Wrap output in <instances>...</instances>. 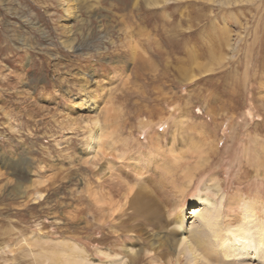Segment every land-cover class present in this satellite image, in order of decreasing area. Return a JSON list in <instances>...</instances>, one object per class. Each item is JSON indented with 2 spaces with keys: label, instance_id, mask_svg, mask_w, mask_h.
Returning a JSON list of instances; mask_svg holds the SVG:
<instances>
[{
  "label": "rangeland",
  "instance_id": "1",
  "mask_svg": "<svg viewBox=\"0 0 264 264\" xmlns=\"http://www.w3.org/2000/svg\"><path fill=\"white\" fill-rule=\"evenodd\" d=\"M244 214L264 227V0H0V264H264Z\"/></svg>",
  "mask_w": 264,
  "mask_h": 264
},
{
  "label": "bare ground",
  "instance_id": "2",
  "mask_svg": "<svg viewBox=\"0 0 264 264\" xmlns=\"http://www.w3.org/2000/svg\"><path fill=\"white\" fill-rule=\"evenodd\" d=\"M105 123H107V122L105 121ZM107 125L111 126V128L112 127H114V128L116 127L115 125H110V124H107ZM112 130H113V128H112ZM98 135H96V134L92 135L91 139H90V143L87 142V144H86L87 147H89V150L92 151V154H91V156H89L87 161L90 162V164L94 168H97V171L100 174H102L107 169L108 172H110L109 175H108V178L110 180H112L114 178V175H113V172L109 170L110 168H108V166H106V167L105 166H102V167L99 166L98 167L97 165L99 164L98 162H99L100 159H104L109 154H111L109 152L107 153V151L109 149L106 151V149H107V146L105 147V143L106 142L109 141L108 143H113L111 145L113 147L117 148L115 146L116 144H114V141L112 140L115 137V135H114L113 131H109V132L104 133V135H102V137H100ZM106 137H108L109 140H106ZM157 146L158 145H156L154 147H157ZM118 150H119V152L117 154H115V157L121 156V159L124 158L126 156V154L124 156V150H123V153H122V151L120 149H118ZM99 152H101V153H99ZM150 154L151 155H149V158H150L149 160L154 161L155 158L157 157V155H153L152 153H150ZM102 168H103V170H102ZM117 183L118 184L116 185L117 187H115V190L117 192L121 191L122 192L121 194L123 195V197H129V195L131 193L130 197H133L131 202L136 201V197L141 198L140 204H142V208L146 212L144 213L141 209H139L137 207L139 212H136V213L137 214H139V213L145 214L147 216V212H148L147 209H146L147 208V203L144 200V198L142 197L145 194V192L147 193L146 188L141 183H139L137 186L129 185L126 182H123V183L117 182ZM148 196L151 197L149 194H148ZM93 199H94V201H93L94 212L97 214L95 220H98V224H99L100 217L106 218L110 214L108 212H105V209L98 205V202L100 201L99 198L94 197ZM137 200H139V199H137ZM206 206H207L206 203L201 201V202H199V205H195V206H192L191 208H189L191 210L188 209L187 211H189L190 213H187V214L194 216V218L195 217H201V218L208 219L209 218L208 217L209 216V211H208L207 215L203 213V211L206 209ZM101 211H103V213H101ZM211 212H210V214H211ZM151 215H154V214H151ZM187 217L189 218V216H187ZM185 219H186V216H184L183 214L178 216V220L181 223H180L179 226H176V225L173 226L174 228H172V231L174 232L175 235H176V232L182 233V231H185V230H187V231H189L191 233L196 232V231L193 230V228L195 229V227H196L194 222L189 224V226H190L189 228L184 227L183 221ZM238 219H239V222H238ZM227 220H231V219H229L228 217L226 218V222L227 223L225 222V224H224L225 227H226V230L232 232V235L230 236V239H234L232 241L233 242H237V245H238L239 249H241V251H242L243 249L252 248V244L255 245V243L251 239H257L258 246L256 245L254 247L259 248V252H260L261 256L264 259V227L262 228L260 225L257 224L258 221L255 219V217H250V216L244 214L240 218H232L231 223H229ZM212 221L213 220L209 219L206 222V225L209 227L210 224H212ZM223 241H226V240H223ZM176 243H177V245L179 247L182 248V250H181L182 254H184V252L187 249L189 250V243L190 242H189L188 237L186 235L179 236L178 240H176ZM172 246H173V243H172ZM232 251H233V248H232L231 252ZM154 254L155 253H150V251L149 252L147 251V254H146V257H148L149 262H151L152 264L156 263V260H155L156 259L155 258L156 255H154ZM203 255H209L210 256L211 255V251L207 250V251L204 252ZM131 258L133 260H135V261L139 260L141 258V256L138 253V250L133 252ZM205 261L208 262L209 264H244V263H223V262H219L218 259L215 260V263H211L209 260H205ZM151 263H149V264H151ZM94 264H98V263H94Z\"/></svg>",
  "mask_w": 264,
  "mask_h": 264
}]
</instances>
